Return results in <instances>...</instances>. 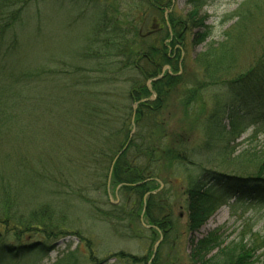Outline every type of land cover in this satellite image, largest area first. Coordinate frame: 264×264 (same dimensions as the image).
I'll use <instances>...</instances> for the list:
<instances>
[{"label": "trees", "instance_id": "trees-1", "mask_svg": "<svg viewBox=\"0 0 264 264\" xmlns=\"http://www.w3.org/2000/svg\"><path fill=\"white\" fill-rule=\"evenodd\" d=\"M100 1L104 4H92L97 9L92 26L71 54L61 50L56 57L38 52L37 62L28 59L19 40L29 19L30 1L0 0V264H41L27 259L31 254L45 256L66 237H76L91 250L72 227L73 216L86 203L94 205L89 193L101 191L108 198L110 188L120 202L103 217L133 223L132 238L146 232L152 244L161 239L150 264H164L159 262V250L174 247L179 235L174 207L166 191L159 189L160 181L167 183L160 175L166 177L165 171L184 167V162L192 167L183 191L184 230L189 235L229 201H264V157L248 150L236 153L230 147L247 130L256 138L264 127V27L256 24L264 16L259 7L253 5L261 16L251 17L252 0L243 3L224 40L207 44L195 57V72L184 63L179 75L182 55L174 58L165 42L178 44L187 21L169 15L163 21L164 32L146 41L131 23L128 28L119 26L112 18L117 10L111 16L104 7L108 1ZM171 1L140 3L161 12L170 8ZM69 2L87 6L90 0ZM195 15L196 9L187 18L192 24ZM197 22L203 43L210 38V28L203 25V18ZM254 31L259 39L252 42ZM246 50L253 60L238 74V58ZM165 67L173 75L163 73ZM211 88L225 89V96L215 97L210 125L204 124L208 134L204 151H216L196 167L187 159L192 151L185 148L184 133L167 139L165 120L159 118L168 113L169 101L177 95L185 118L195 119L186 115L185 108ZM222 117L228 120V131L220 128ZM212 164L214 168L207 170ZM31 176L48 187L49 198L25 195L27 188L35 187ZM190 243V264H264V250L256 256L264 241L258 245L254 236L246 242L243 238L227 242L215 230ZM68 248L53 264H81L76 250ZM113 257L124 264H147L151 259L124 253Z\"/></svg>", "mask_w": 264, "mask_h": 264}, {"label": "rangeland", "instance_id": "rangeland-1", "mask_svg": "<svg viewBox=\"0 0 264 264\" xmlns=\"http://www.w3.org/2000/svg\"><path fill=\"white\" fill-rule=\"evenodd\" d=\"M29 1L31 4L29 19L26 21L27 26L25 29L23 28L20 32L22 36L19 37V40L24 45L23 51L28 59H36L37 62L38 52L42 55L48 54L56 57L59 56L58 54L61 53V50L66 53H72L78 41L82 43L85 40L88 29L92 26L95 11L97 10L96 8H91L92 4H104L100 0H90L89 4H86L87 6L71 4L69 0ZM107 1L109 6H104L106 11L114 12V8L117 10V13L113 14L112 12L111 16L114 15L112 18H117L118 25L125 27L128 23H131L141 37L146 35V41H148L147 39H154L156 35H159L160 31L164 32L163 21H166L169 15H172L175 19L187 21L186 30L181 32V40H179L178 44L171 45L172 41L165 42L168 45L169 52L174 53V58H177L179 54L182 55L177 64L179 68V73L177 74L181 75L184 63L185 65H190L193 72H195L197 68L193 66L195 57L206 49L207 44H219L224 40L226 30L235 22L234 13L243 3L249 0H172L170 8H163L161 12L156 11L147 3H140V0ZM263 2L264 0H252L250 2L249 13L251 17L252 15L261 16L259 10L264 16V10L261 8L264 4ZM254 4L259 7L258 11L254 8ZM194 9H196V15L193 17L192 22L196 24H192L187 20ZM201 18L204 19L203 25L210 28V38L203 43H199L202 30L200 26L197 27V21ZM253 19H256V17ZM256 24L264 27V18H258ZM256 26L253 25V27ZM253 27L249 26L252 29ZM258 39L256 31L252 32L249 40L254 42ZM29 52L36 53V55L31 56ZM238 59V69L240 71L238 74H240L241 71L243 72L246 69L247 63L253 59L249 50L242 53ZM140 65L142 66L143 64L140 63ZM170 70L169 67H165L162 72L167 71L168 74L173 75ZM118 88L123 89V85L118 86ZM224 90L221 88L208 89L199 95V100L197 98L191 102L187 109L185 108L187 111L186 115L189 118L196 117L195 119L185 118L182 109L179 107L181 101L179 99L181 97L173 95L169 101V105L173 108L171 107L168 113H164L163 117L159 118L165 120L164 128L167 139H171L181 134V132L184 133L183 137L188 139L185 148L193 152L187 156V159L189 163H193L196 167H200L199 164L204 163L205 158L213 155L216 151L214 148L207 149L206 153L204 151V144L208 137L204 124L210 125L208 119L216 106L215 97L222 94L225 96ZM131 108L135 109V106L132 105ZM158 124L161 125V122L159 121ZM220 128L225 131L229 130V123L226 117H222ZM130 130L135 133L137 129L135 127ZM252 136V130L249 129L233 144L230 143V147L233 150L235 149L236 153L248 150L264 157V127L256 138ZM20 142H22L21 139H19L18 146ZM37 154L38 147L35 155ZM185 164L187 163L184 162V167L176 170L165 171L166 177H164V174L163 176L160 175L167 182L162 184V181H160L159 184L166 191L169 202L174 207L173 219L177 222V235L179 236L174 247L165 246L159 250V262L164 264H190V241H197L215 230H219V234L227 242L239 240L240 238H243L244 242H246L254 236L256 243L260 245L264 241V201H229L225 206L217 209L197 233L193 235L185 233L186 208L183 191L186 189L188 178L192 175V167ZM206 168L207 170L213 169L214 166L212 164V166L210 165ZM198 172L197 170L193 175H197ZM31 177L35 187L32 189L27 188L25 195L32 197L34 194L37 200L38 198H49L48 187H43L36 176ZM114 193L111 188L109 189L108 198L101 191L89 193L88 197L91 198L92 196L94 198V205L86 203L84 205L85 209L76 215H74L75 209L71 210L74 215V221H71L75 223L72 227L76 228L82 237L90 243L91 250L85 248L86 244H81L76 237H66L56 242L54 250L45 256L31 254L27 261L30 263L37 260L41 264H53L67 253L68 247L69 251L76 250L81 264H124L113 257V255L118 253H124L139 259L143 257L150 259L156 243L152 244L148 233L142 232L140 238H132V231L135 229L133 223L110 221L108 218L103 217L105 213H109L113 205H117L120 202L118 197H114ZM263 250L264 247L256 253V256L260 255ZM23 264H26V262L24 261Z\"/></svg>", "mask_w": 264, "mask_h": 264}, {"label": "water", "instance_id": "water-1", "mask_svg": "<svg viewBox=\"0 0 264 264\" xmlns=\"http://www.w3.org/2000/svg\"><path fill=\"white\" fill-rule=\"evenodd\" d=\"M161 78V77H160ZM159 78V79H160ZM157 80V79H156ZM155 81V80H154ZM142 102H144V101H142ZM134 124V111H133V114H132V119H131V125H133ZM133 131L130 133V137L129 138H131V136L133 135ZM126 147H127V145L122 149V151L120 152V153H118V155H116V157L114 158V160H113V162H112V165L114 164V162L119 158V156L123 153V151L126 149ZM111 165V166H112ZM110 173H111V169H110ZM108 182H109V178H108ZM159 242L160 241H158L157 243H156V245H155V247H154V249H153V253H152V257H151V260H152V258L154 257V255H155V253H156V248H157V246H158V244H159ZM150 260V261H151ZM150 261H149V263H150ZM148 263V264H149Z\"/></svg>", "mask_w": 264, "mask_h": 264}]
</instances>
